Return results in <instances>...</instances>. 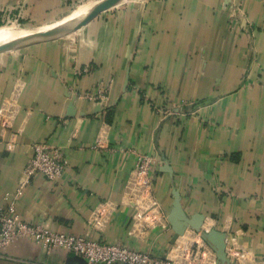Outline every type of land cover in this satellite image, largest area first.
<instances>
[{"label": "crops", "instance_id": "obj_1", "mask_svg": "<svg viewBox=\"0 0 264 264\" xmlns=\"http://www.w3.org/2000/svg\"><path fill=\"white\" fill-rule=\"evenodd\" d=\"M77 1L0 7L45 22ZM123 3L64 37L0 52V111L12 121L2 137L0 207L24 179L31 144L42 142L66 168L56 181L38 174L27 183L16 203L23 219L160 257L186 238L209 245L217 264H264V0ZM234 7L248 32L233 21ZM139 153L157 159L155 192L167 215L181 202L182 235L170 220L148 229L136 221L123 192ZM100 203L106 212L94 226ZM74 256L19 239L0 264Z\"/></svg>", "mask_w": 264, "mask_h": 264}, {"label": "built area", "instance_id": "obj_2", "mask_svg": "<svg viewBox=\"0 0 264 264\" xmlns=\"http://www.w3.org/2000/svg\"><path fill=\"white\" fill-rule=\"evenodd\" d=\"M244 13L240 7L232 9L233 21L240 22L248 32V20ZM84 70L87 71L88 67ZM94 93L90 91L84 95L93 99L102 94L103 90ZM6 114L3 109L0 111V152L5 129L12 125L10 116ZM99 143L100 141L97 144ZM31 146L33 156L24 170V179L14 191L6 194L8 205L0 207V255L17 240L30 239L49 253L61 248L76 256H82L87 259V264H217L211 255L213 252L209 245L198 241L190 242L186 238L178 239L171 251L160 257L149 251L56 231L44 224L23 219L16 203L24 193L27 183L38 174L56 181L62 177L66 168L58 150L42 142H33ZM156 164L155 156L139 153L123 192L126 199L136 207V221L142 222L146 229L156 226L167 227L169 224L168 215L155 192ZM106 208V204L103 203L93 208L90 222L94 226H100Z\"/></svg>", "mask_w": 264, "mask_h": 264}, {"label": "bare ground", "instance_id": "obj_3", "mask_svg": "<svg viewBox=\"0 0 264 264\" xmlns=\"http://www.w3.org/2000/svg\"><path fill=\"white\" fill-rule=\"evenodd\" d=\"M98 1L99 0L80 5L66 15L36 29H28L25 26L20 27L14 24L0 26V45L7 43H12L11 45H14L16 42H26L36 38L41 33L46 31L54 32L57 35L72 31L78 21L81 20V18H83ZM127 1L129 0H120L119 3Z\"/></svg>", "mask_w": 264, "mask_h": 264}, {"label": "water", "instance_id": "obj_4", "mask_svg": "<svg viewBox=\"0 0 264 264\" xmlns=\"http://www.w3.org/2000/svg\"><path fill=\"white\" fill-rule=\"evenodd\" d=\"M120 0H99L89 11L88 13L81 18V20L78 21L77 25L75 27H73L72 31H74L77 28L82 27L83 25L88 24L90 21H92L93 19H95L97 17L98 14H100L101 12L108 10L112 7H115L119 4ZM227 2H231V0H227ZM123 3V2H121ZM69 31L67 32L68 34H70ZM65 33V34H67ZM65 34H60V35H65ZM67 34V35H68ZM60 35L55 34L54 32L51 31H46L41 33L39 36H37L36 38H33L31 40H28L26 42H21V43H17L14 45H11L12 43H7V44H3L0 45V52H4L7 50H13V49H19V48H24L28 45L31 44H35L38 42H43V41H48V40H52L55 39V37H59ZM64 37V36H63ZM177 208L174 210L173 213H170L168 215V220H170L173 223L174 229L176 230L177 234L176 236H180L184 233V224L178 222L174 216L178 215V213H180L182 211V205L180 201L176 202ZM199 229V228H198ZM179 237L175 238L178 239ZM225 252V242H222V248H220L219 251V255L218 258H224V253ZM69 264H87V259L82 257V256H74L73 258L69 259Z\"/></svg>", "mask_w": 264, "mask_h": 264}, {"label": "rangeland", "instance_id": "obj_5", "mask_svg": "<svg viewBox=\"0 0 264 264\" xmlns=\"http://www.w3.org/2000/svg\"><path fill=\"white\" fill-rule=\"evenodd\" d=\"M95 1L96 0H90L88 2H84V1H80L79 0V1L76 2V4L74 5V7L70 8L69 10H66L65 12H63V14H60L59 16L62 17L64 15H66L67 13H69L70 11L76 9L80 5H83V4H86V3L95 2ZM124 4L125 3H119L117 6L112 7V9L113 8H119L121 6H124ZM7 7H8V9H7ZM18 10H19V12H14V10L11 7V5L10 6H6L5 10H1V7H0V25L1 26H4V25H12V24H14V25H18L20 27H24L25 26L28 29H36V28H39L41 26H44V25L50 23V21H51V20H48V21L46 20L47 22L46 21L44 22V20H40V19H36V18H34V19L31 18V15H29L28 9H25L24 10L22 8L20 9V7H19ZM109 10L110 9L101 12L100 14L97 15V18L100 15H103V14L106 15V14H108L109 13ZM74 31H72V32H74ZM72 32H70V33H72ZM67 34L60 35L59 37L66 36ZM59 37H55V38H59Z\"/></svg>", "mask_w": 264, "mask_h": 264}]
</instances>
